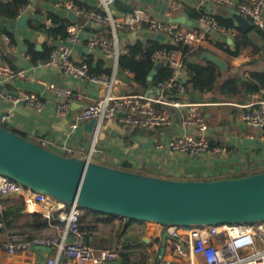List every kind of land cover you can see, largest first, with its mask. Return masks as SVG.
Wrapping results in <instances>:
<instances>
[{
	"label": "built area",
	"instance_id": "obj_1",
	"mask_svg": "<svg viewBox=\"0 0 264 264\" xmlns=\"http://www.w3.org/2000/svg\"><path fill=\"white\" fill-rule=\"evenodd\" d=\"M117 1L95 0V11L93 12L87 11L80 3L72 0L66 1L63 4L67 13L66 19H69V14L73 13L77 17H87L91 23L72 22L69 19L70 24L67 27L66 39L59 40L54 44V49L47 61L39 62L37 66L29 70L13 69L7 63L0 61V101L9 105L0 116V125L4 126L16 117V108L25 109L36 115L45 111L43 99L38 92L21 89L17 93H11L5 89V85H15L17 82L35 85L54 93L58 100L55 107L56 113L63 119L77 103L78 97L72 91L58 89L56 85L46 82L35 72L37 69H58L74 80L107 88L103 97L84 107L68 125L64 146L54 150L61 156L74 157V149L69 141L83 129L86 123L96 121L98 125L96 135L91 141L89 151L84 159L97 162L95 158L98 155L103 156V152H99L97 144L100 129L105 120L119 119L122 123L142 129L166 128L171 126L173 122L170 113L162 108V106L167 105L185 111L182 124L185 130H189L190 133L173 137L165 143L156 142L157 149H168L190 161L199 158H207L217 163L234 160L236 153L233 150L212 147L208 144L207 137L210 127L201 109L202 105L183 99V96L188 92L190 77L184 64L183 54L180 51L161 49L153 55L157 64H167L173 69L170 79L154 85V88L159 91L168 90L175 94L173 102L167 103L149 97L148 94L127 93L117 97L113 95V85L120 55V35L122 33L139 35L137 40L145 47L150 45L149 40L156 41L157 34L165 36L169 42L188 45L193 48L205 47L210 43V39L204 31L171 22L173 19L179 18L180 13L186 7L182 0H163L165 8L161 13H156L155 8L140 7L127 14L113 9ZM200 1L204 6L211 5L212 7H224L228 10L238 11L254 27L264 30V0ZM33 3L34 0H30L28 4L23 5L19 9L16 19L19 20L24 15H28ZM213 23L224 39H228L236 33V31L220 28L215 22ZM51 26L52 17L47 16L45 29H49ZM88 28L94 29L95 32L88 35ZM3 40L6 43L10 41L7 36H4ZM76 46H86L88 49L98 50L105 55H113L117 64L115 76L108 78L105 75L91 74L87 61H78L74 57ZM34 73L37 77L33 76ZM125 73L129 76L132 75L128 71ZM226 105L238 107L241 110L237 119L245 126L264 132V91L254 94L251 101L245 104L227 102ZM194 134L197 135V138L193 137ZM40 144L48 148L46 140ZM259 168L260 166L258 168L253 167L250 172L246 173L253 175L264 172L263 167ZM238 173L244 174L240 171ZM238 173L235 169H227L222 173H209L205 180L233 178ZM10 198L20 199L27 214H41L46 219H51L54 214H57L59 222L53 224L58 232L55 236L36 237L27 232H13L9 241L0 245L7 254L26 253L36 246H54L57 249L58 258L66 256L72 264H102L104 261H115L119 258L120 248L102 251L96 255L94 249L84 242L83 211L77 203L59 202L3 175H0V232L6 226L3 217L6 213V200ZM58 205L61 206V209H58ZM164 228L185 231L187 237H175L174 250L179 255H184L186 250H189L190 253L200 259V264H264V223ZM219 236H222L223 240L218 242ZM46 264H57V258H50Z\"/></svg>",
	"mask_w": 264,
	"mask_h": 264
},
{
	"label": "crops",
	"instance_id": "obj_2",
	"mask_svg": "<svg viewBox=\"0 0 264 264\" xmlns=\"http://www.w3.org/2000/svg\"><path fill=\"white\" fill-rule=\"evenodd\" d=\"M79 1L87 11H95V0ZM123 1H135L137 3L135 9L140 7L147 9L155 8L156 13H161L164 10V8L162 10L157 9L159 6H164L163 0ZM237 1L241 2L242 0ZM65 2L58 0L57 3H48L43 0H34L33 7L28 13V19L24 26L21 27L18 26L20 19L6 20L0 18V27L11 32L16 40L15 44H12L11 41L6 43L3 40V37L6 35H0V61L7 63L13 69L22 68L29 70L33 68L34 66H32L30 58L26 54L27 48L25 44L26 42H30L36 47L39 45V38L43 35L42 30L45 29L47 16H50L51 13L61 19H66L67 13L63 7ZM184 4L192 7L186 2ZM200 5L204 6L199 0V5L196 8H200ZM205 7L208 13H216L217 9L228 10L224 7H212L211 5ZM113 9L117 10L116 5ZM182 16L187 17L188 21L192 22V25H186L187 27L204 31L210 39V43L203 47L207 51L203 55H208L207 58H204L202 55L203 58L201 57V60L203 62L217 58L225 66L224 70H219L224 72V76L226 77L238 74L241 70H246L242 66L246 62H255L247 66L250 71L253 69L259 73H264V44L256 36L255 40L262 47L261 52L250 57L240 56L238 58H232L223 50L215 47V43L222 41L224 38L221 37L212 21L202 18L192 21L185 13L181 12L180 17ZM76 22L91 23L87 17H78ZM94 32V29H87L88 35ZM240 36L241 34L236 32L230 38L224 40L234 45ZM138 38L139 35L135 33H122L119 42L120 52H125L129 45H133L138 41ZM79 47L87 48L86 46ZM88 56L94 58V66H96L99 60L104 61L105 68L112 69L114 72L113 75L115 76L117 64L116 58L113 55H105L94 49H89L88 53H85L75 48L74 57L76 60L86 61ZM44 70L43 72L37 69L35 72L46 82L56 85L58 89L72 91L78 97L77 103L75 104L77 109L75 110L74 117L84 107L103 97L106 93V87L74 80L64 75L58 69ZM36 73L33 76L37 77ZM117 75L113 85V95L117 97L130 93V88L125 80L127 75L123 77H118ZM7 85H5V89L11 93H17L21 90V88L17 87V84L11 86L9 88L10 90L6 87ZM41 90L38 94L43 99L45 111H49L44 122L41 124L17 113L11 123L15 125L14 127L18 131L25 133L28 139L37 143H42L43 140L40 137L49 134V137H53L55 142H47V147L54 151L58 150V147L64 146L66 142V131L59 133L53 127L55 123H59L62 120L56 113L55 107L58 101L56 96L48 89ZM253 95H248L246 100L240 99L238 102L241 104L250 102ZM148 96L171 103L176 95L168 90L159 91L153 88ZM214 98L220 100L217 101ZM183 99L202 105L201 109L210 127V132L207 137L208 144L212 147L233 150L236 153L234 160H225L217 163L207 158H199L190 161L186 157L174 154L168 149H157L156 142L165 143L168 139L184 133H190L189 130H185L182 124L183 113L185 111L167 105L162 106V108L170 113L173 122L171 126L166 128L142 129L122 123L119 119L105 120L102 123L97 144L99 152H103V156L98 155L95 160L109 167L120 168V163L128 159L134 164L132 171L135 173L165 179H176L180 175V178L183 180L192 178H195L192 180H205L206 175L209 173H222L227 169H235L237 173L238 171L246 173L250 172L253 167L258 168L260 166V168H264V132L247 127L241 123L237 119V115L241 111L238 107L226 105L228 100L218 97V93L214 94L210 89L199 88L191 84H189L188 92L183 96ZM8 107L9 105L6 102L0 101V116ZM89 123H86L83 129L69 141V144L74 149V157L84 159L87 156L89 146L96 135L98 126L96 124L92 130L87 129L86 126ZM193 137L197 138V135L194 134ZM135 146L137 148L133 151V155H128L127 152ZM5 205L6 213L3 218H5L6 226L0 232V245L8 242L13 232H27L36 237H50L58 234L53 224H50L40 231L25 228L23 225L27 220V213L24 211L20 199L10 198L6 200ZM17 209L20 210L17 212ZM58 209H61L60 205H58ZM6 215L7 221L10 224L6 222ZM123 227H126V232L120 234V230ZM82 228L84 242L94 249L96 255H99L102 251L114 248L121 249L117 260L104 261L102 264H200V259L190 253L189 250H186L184 255H179L174 250L173 242L175 237H187L186 232L183 230L173 228L165 229L155 223L128 222L125 219L120 220L118 218L108 223H102L97 222L96 216L93 214L85 215V219L82 221ZM164 231L169 235L166 242H163ZM219 240H223L222 236H219L217 241L219 242ZM162 248L165 249L164 252H162ZM56 250L54 246H36L26 253L9 255L0 247V264H46L52 257L57 258V264H72L66 256L58 258Z\"/></svg>",
	"mask_w": 264,
	"mask_h": 264
},
{
	"label": "water",
	"instance_id": "obj_3",
	"mask_svg": "<svg viewBox=\"0 0 264 264\" xmlns=\"http://www.w3.org/2000/svg\"><path fill=\"white\" fill-rule=\"evenodd\" d=\"M192 7L199 5V0H182ZM164 6L157 9L162 10ZM205 10L206 7L200 5ZM216 14L233 19L236 26L248 33L254 29L252 23L238 11L217 9ZM72 22L77 16L69 14ZM28 15H24L18 26H24ZM191 26L192 22L182 16L171 21ZM45 36L39 38L38 50L42 49ZM155 40L168 44L169 40L157 34ZM231 42V41H230ZM85 53L88 48L76 46ZM208 55H203L207 58ZM202 57V58H203ZM219 69L224 64L212 58ZM158 63L150 75L153 80ZM40 71H45L41 69ZM17 87L41 92V88L24 82H17ZM74 105L69 113L53 127L64 133L74 118ZM18 114L43 123L49 111L36 115L22 108H16ZM97 124L91 121L86 128ZM7 126L0 125V175L24 185L31 190L50 196L62 203H77L82 209L114 215L120 220L155 223L164 227H204L234 224L264 223V172L239 177L217 180L165 179L138 174L132 171L134 164L126 159L120 168L109 167L78 157H63L40 143L19 136ZM49 143L55 139L45 134L40 137ZM137 147L127 154L132 156ZM169 237L163 232V242ZM162 248V252H164Z\"/></svg>",
	"mask_w": 264,
	"mask_h": 264
},
{
	"label": "trees",
	"instance_id": "obj_4",
	"mask_svg": "<svg viewBox=\"0 0 264 264\" xmlns=\"http://www.w3.org/2000/svg\"><path fill=\"white\" fill-rule=\"evenodd\" d=\"M30 0H0V18L6 20H15L17 18L19 9L29 3ZM48 3H57L58 0H43ZM71 1V0H63ZM76 3L81 2L79 0H72ZM135 1H123L118 0L116 2L117 11L120 13H132L136 7ZM188 18L192 21L200 18L213 21L218 27L233 30L241 34L236 43L230 44L227 40H222L215 43V47L223 50L232 58H238L240 56L250 57L258 54L262 51V47L258 45L255 40V36L260 42L264 44V30L254 27L248 33L243 32L238 28L233 19L224 17L216 13H208L206 10L196 7L186 6L183 9ZM52 17V26L49 29L42 30V34L45 36V40L42 43V49L38 50L37 47L26 42L27 48L26 54L30 57L32 66H37L39 62H45L49 59L51 52L54 49V44L59 40H64L67 37V27L70 24L69 19H61L54 14H50ZM0 35H6L12 44L16 43L15 36L5 28L0 27ZM149 46L145 47L140 41H136L133 45H129L127 52H120L117 65V76L123 77L127 75L128 71L132 75H127L125 80L130 88V93L140 95L149 94L156 83L166 81L171 78L173 69L164 64L160 66L153 80H150V75L153 73L157 63L153 59V55L157 50L167 51H180L183 54L184 64L189 73V84L199 88H205L212 90V93H218V97L228 100V102H238L240 99L246 100L248 95L260 93L264 90V73H259L253 69L251 71L247 68L250 64L255 62H246L242 66L246 70H241L238 74L231 76H224V72L219 70V67L212 61L203 62L201 57L207 51L203 47L193 48L188 45H181L174 42L168 44L160 43L157 41L149 40ZM87 63L90 67V73L96 75H105L108 78L113 76L112 69L105 68V62L99 60L96 66L93 65L94 58L88 56ZM250 71V72H248ZM248 72V73H247ZM247 74H249L247 76ZM12 84H8L6 87L9 89ZM10 90V89H9ZM214 100H220L214 98ZM6 125V124H5ZM7 128L13 133L27 138L25 133H21L15 127L7 126ZM249 176V174H238L233 178H239ZM23 207V205H22ZM20 209H17V212ZM82 221L85 219V215L93 214L96 216L97 222L108 223L117 217L114 215L102 214L95 211L84 210ZM27 220L24 223V227L30 230L40 231L48 227L50 224H56L59 222L58 215L54 214L51 219H46L41 214H27ZM18 218V217H17ZM16 218V219H17ZM5 221V218H4ZM128 222H134L129 221ZM6 222L7 215H6ZM126 232V227L120 230V234Z\"/></svg>",
	"mask_w": 264,
	"mask_h": 264
},
{
	"label": "rangeland",
	"instance_id": "obj_5",
	"mask_svg": "<svg viewBox=\"0 0 264 264\" xmlns=\"http://www.w3.org/2000/svg\"><path fill=\"white\" fill-rule=\"evenodd\" d=\"M192 179H195V178H192Z\"/></svg>",
	"mask_w": 264,
	"mask_h": 264
}]
</instances>
